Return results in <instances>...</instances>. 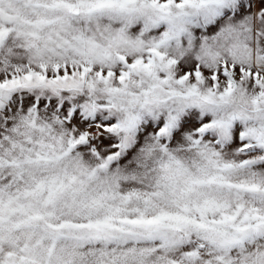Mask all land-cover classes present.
<instances>
[{"label":"snow or ice","instance_id":"obj_1","mask_svg":"<svg viewBox=\"0 0 264 264\" xmlns=\"http://www.w3.org/2000/svg\"><path fill=\"white\" fill-rule=\"evenodd\" d=\"M0 264H264V0H0Z\"/></svg>","mask_w":264,"mask_h":264}]
</instances>
